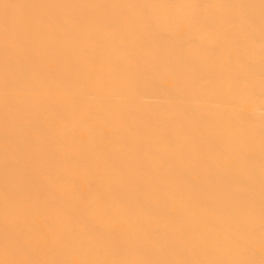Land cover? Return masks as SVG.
I'll use <instances>...</instances> for the list:
<instances>
[{
    "label": "bare ground",
    "instance_id": "6f19581e",
    "mask_svg": "<svg viewBox=\"0 0 264 264\" xmlns=\"http://www.w3.org/2000/svg\"><path fill=\"white\" fill-rule=\"evenodd\" d=\"M0 264H264V0H0Z\"/></svg>",
    "mask_w": 264,
    "mask_h": 264
}]
</instances>
